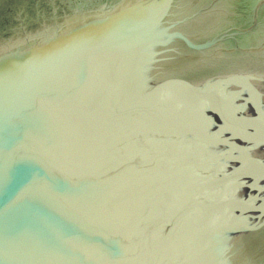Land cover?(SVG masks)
<instances>
[{
  "label": "water",
  "instance_id": "obj_1",
  "mask_svg": "<svg viewBox=\"0 0 264 264\" xmlns=\"http://www.w3.org/2000/svg\"><path fill=\"white\" fill-rule=\"evenodd\" d=\"M0 264H264V0H0Z\"/></svg>",
  "mask_w": 264,
  "mask_h": 264
}]
</instances>
